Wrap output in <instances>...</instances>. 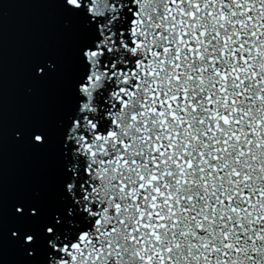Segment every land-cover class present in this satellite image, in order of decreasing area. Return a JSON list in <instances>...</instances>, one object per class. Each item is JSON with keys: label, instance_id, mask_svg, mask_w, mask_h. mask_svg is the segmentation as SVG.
I'll use <instances>...</instances> for the list:
<instances>
[{"label": "snow or ice", "instance_id": "snow-or-ice-1", "mask_svg": "<svg viewBox=\"0 0 264 264\" xmlns=\"http://www.w3.org/2000/svg\"><path fill=\"white\" fill-rule=\"evenodd\" d=\"M0 264H264V0H0Z\"/></svg>", "mask_w": 264, "mask_h": 264}, {"label": "water", "instance_id": "water-1", "mask_svg": "<svg viewBox=\"0 0 264 264\" xmlns=\"http://www.w3.org/2000/svg\"><path fill=\"white\" fill-rule=\"evenodd\" d=\"M49 12L39 6L17 4L5 19L6 51L9 74V107L18 112L26 107L22 96L23 66L26 57L50 41Z\"/></svg>", "mask_w": 264, "mask_h": 264}]
</instances>
